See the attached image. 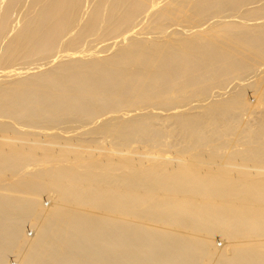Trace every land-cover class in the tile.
I'll return each mask as SVG.
<instances>
[{
	"label": "bare ground",
	"instance_id": "6f19581e",
	"mask_svg": "<svg viewBox=\"0 0 264 264\" xmlns=\"http://www.w3.org/2000/svg\"><path fill=\"white\" fill-rule=\"evenodd\" d=\"M12 258L264 264V0H0Z\"/></svg>",
	"mask_w": 264,
	"mask_h": 264
},
{
	"label": "rangeland",
	"instance_id": "374dc122",
	"mask_svg": "<svg viewBox=\"0 0 264 264\" xmlns=\"http://www.w3.org/2000/svg\"><path fill=\"white\" fill-rule=\"evenodd\" d=\"M253 79H255V78H253ZM253 81H254V80H253ZM250 82H252V80H250ZM233 83H238V82H233ZM231 85H232V84H231ZM237 85H238V84H237ZM232 86H233V85H232ZM232 86H231V87H232ZM231 87H229L228 89L230 90ZM235 87H236V86H235ZM232 88H234V87H232ZM235 89H236V88H235ZM229 90H226V92L232 93V92H231L232 90H230V91H229ZM214 92H215V91H214ZM226 94H227V93H226ZM252 96H253V95H250V94H249V98H250L251 100H252ZM221 144H222V143H221ZM214 145H215V144H214ZM214 145H212V146H214ZM226 145L228 146V144H226ZM226 145H225V146H226ZM220 146H221V145H220ZM223 146H224V144H223ZM229 146H230V148H231L232 145H229ZM229 146H228V148H229ZM222 148H223V147H222ZM225 148H227V147H225ZM226 151H227V149H226ZM229 151H230V152H229ZM231 152H232V150H229V149H228V151H227V155H228V153H231ZM201 153H203V151H202L201 149H199V150H194V153H193V150H192V152H191V150H190L189 153L187 152V153L185 154L184 158H187V157H188V158H189V157L191 158V157H192L191 159H193V158L196 157V156H195L196 154H197V156H198V155L201 154ZM225 153H226V152H224V157L226 156ZM192 154H194V157L192 156ZM190 158H189V159H190ZM48 204H49L48 202L45 203V205H48ZM128 220H135V219H133V218H129ZM26 232H27V234H28V236H29L30 238H31L32 235L34 234V231H33L31 228H27V229H26ZM218 241H219V245H222V244H223V243H222L223 241H221V239H218ZM11 264H17V262L15 261V259H13V258L11 259Z\"/></svg>",
	"mask_w": 264,
	"mask_h": 264
}]
</instances>
